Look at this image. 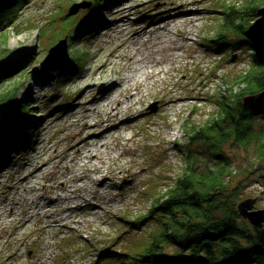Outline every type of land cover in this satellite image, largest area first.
I'll return each mask as SVG.
<instances>
[{
	"label": "rangeland",
	"instance_id": "obj_1",
	"mask_svg": "<svg viewBox=\"0 0 264 264\" xmlns=\"http://www.w3.org/2000/svg\"><path fill=\"white\" fill-rule=\"evenodd\" d=\"M74 1L83 0L6 6L0 55L24 65L0 80V92L15 90L35 124L26 148L0 169V264H97L100 249L144 242L146 223L122 231L121 221L139 219L182 172L187 125L209 118L220 95L239 96L242 86L228 85L252 59V46L216 51L208 45L217 44L222 10L264 5L104 0L85 20L90 5L68 14ZM97 17L94 33L80 29L81 21ZM64 35L67 64L74 58L76 67L61 79V68L42 70L39 62ZM110 106L116 112L107 117ZM190 145L202 165L205 147ZM221 148L236 202L251 198L253 208L264 207V155L233 140Z\"/></svg>",
	"mask_w": 264,
	"mask_h": 264
},
{
	"label": "trees",
	"instance_id": "obj_2",
	"mask_svg": "<svg viewBox=\"0 0 264 264\" xmlns=\"http://www.w3.org/2000/svg\"><path fill=\"white\" fill-rule=\"evenodd\" d=\"M14 0H0V30L5 20L6 6ZM104 0L91 1L85 11L96 14ZM101 5V6H100ZM262 5V4H260ZM259 3H251L239 11L233 4L222 10V30L216 34V48L236 49L240 45L250 46L244 30L255 18ZM92 20V19H91ZM98 17L80 25V29L94 33L99 28ZM229 32H233L230 37ZM215 42V41H214ZM219 47V48H218ZM247 66L241 68L228 85L239 87V96L220 95L213 99L215 112L202 124H188L189 136L186 146L188 161L182 172L162 191L152 197L151 206L139 219L121 221L122 231L149 226L145 241H137L127 248L100 249L97 264H264V225L256 226L243 217L237 208L236 192L228 184L232 172L228 155L221 148L233 140L236 145L248 149L255 147V153L264 155V102H245V95L264 89V62L254 53ZM0 55V80L22 68L21 61L8 60ZM76 59L58 71L64 79L73 73ZM237 91V93H238ZM232 95V94H231ZM0 169L8 164L14 153L24 150L29 144L28 133L35 124L26 105L17 100L15 90L0 92ZM33 121V122H32ZM199 141L205 147L202 151L203 164L196 161L190 143ZM254 150V149H253ZM190 157H194L191 161ZM198 160V159H197ZM151 223V225H149ZM94 245V241L92 242ZM89 246L93 244L86 243ZM173 247V248H171Z\"/></svg>",
	"mask_w": 264,
	"mask_h": 264
},
{
	"label": "water",
	"instance_id": "obj_3",
	"mask_svg": "<svg viewBox=\"0 0 264 264\" xmlns=\"http://www.w3.org/2000/svg\"><path fill=\"white\" fill-rule=\"evenodd\" d=\"M91 1L83 0L82 2L74 1V3L70 6L68 10V14L74 13L79 6L85 7L89 6ZM257 14L258 17L254 21H252L244 30V35L250 40V46H252L254 50V56L259 60L264 62V5L258 7ZM66 35L58 39L57 42L50 45L46 55H44L43 59L39 62V66L42 70L49 69H58L62 68L67 64L70 60V55L66 51ZM58 53H63V58L57 57ZM56 60L57 62H53ZM245 102H251L255 104H260L264 102V89L260 90L257 93L245 95L242 98ZM3 112L0 110V118ZM264 175V170H263ZM237 208L239 213L247 218V220L256 226L264 225V207L261 208H253L252 199L247 198L238 201Z\"/></svg>",
	"mask_w": 264,
	"mask_h": 264
},
{
	"label": "bare ground",
	"instance_id": "obj_4",
	"mask_svg": "<svg viewBox=\"0 0 264 264\" xmlns=\"http://www.w3.org/2000/svg\"><path fill=\"white\" fill-rule=\"evenodd\" d=\"M123 10H119L118 11V13L119 12H122ZM120 14H122V13H120ZM119 22L120 21H122V19H120V20H118ZM121 23H123V22H121ZM119 25H121V24H119ZM139 31L137 30L135 33H138ZM141 75H142V73H140ZM128 94V96L130 97V98H132L133 97V95H134V92L133 91H131V92H129V93H127ZM116 112V107H113V106H110V108L107 110V117L108 116H111V115H114V113ZM109 121V119L107 118L106 120H103V122L104 121ZM110 123V122H109ZM94 125V124H93ZM107 125H109L108 123L106 124V125H104L105 127L107 126ZM110 125H115V124H110ZM103 129H105V128H103ZM101 133V132H100ZM99 133V134H100ZM79 148V146L76 148V149H78ZM91 155H94L95 156V154L94 153H91ZM28 175H30V173H27L24 177H23V179H25L26 177H28Z\"/></svg>",
	"mask_w": 264,
	"mask_h": 264
}]
</instances>
